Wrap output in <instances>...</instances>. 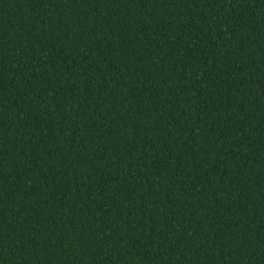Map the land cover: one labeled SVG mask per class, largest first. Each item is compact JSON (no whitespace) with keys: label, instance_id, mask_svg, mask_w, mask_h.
Wrapping results in <instances>:
<instances>
[{"label":"trees","instance_id":"1","mask_svg":"<svg viewBox=\"0 0 264 264\" xmlns=\"http://www.w3.org/2000/svg\"><path fill=\"white\" fill-rule=\"evenodd\" d=\"M0 264H264V0H0Z\"/></svg>","mask_w":264,"mask_h":264}]
</instances>
